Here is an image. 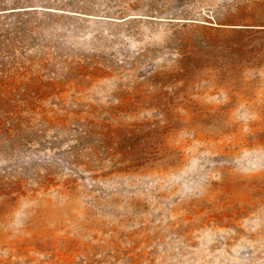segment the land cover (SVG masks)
Listing matches in <instances>:
<instances>
[{
	"label": "rangeland",
	"instance_id": "374dc122",
	"mask_svg": "<svg viewBox=\"0 0 264 264\" xmlns=\"http://www.w3.org/2000/svg\"><path fill=\"white\" fill-rule=\"evenodd\" d=\"M0 264H264V0H0Z\"/></svg>",
	"mask_w": 264,
	"mask_h": 264
}]
</instances>
